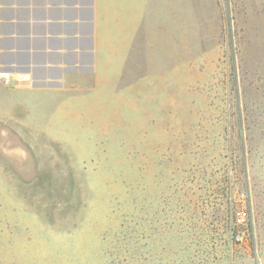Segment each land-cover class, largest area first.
Instances as JSON below:
<instances>
[{"label":"rangeland","instance_id":"374dc122","mask_svg":"<svg viewBox=\"0 0 264 264\" xmlns=\"http://www.w3.org/2000/svg\"><path fill=\"white\" fill-rule=\"evenodd\" d=\"M207 4L189 89L48 109L16 95L0 264H264V0Z\"/></svg>","mask_w":264,"mask_h":264},{"label":"crops","instance_id":"0c3cea01","mask_svg":"<svg viewBox=\"0 0 264 264\" xmlns=\"http://www.w3.org/2000/svg\"><path fill=\"white\" fill-rule=\"evenodd\" d=\"M0 0V119L16 95L37 108L175 94L200 70L199 22L207 0ZM209 6V7H208ZM202 27V26H201ZM202 35V33H201ZM163 90V88L161 89Z\"/></svg>","mask_w":264,"mask_h":264},{"label":"built area","instance_id":"2783aa9c","mask_svg":"<svg viewBox=\"0 0 264 264\" xmlns=\"http://www.w3.org/2000/svg\"><path fill=\"white\" fill-rule=\"evenodd\" d=\"M0 78L3 83H8L9 78L6 72H0ZM248 216L244 209H235L232 214V225L231 233L234 238L239 243H242L248 236Z\"/></svg>","mask_w":264,"mask_h":264}]
</instances>
